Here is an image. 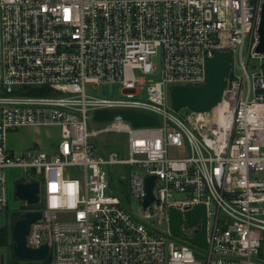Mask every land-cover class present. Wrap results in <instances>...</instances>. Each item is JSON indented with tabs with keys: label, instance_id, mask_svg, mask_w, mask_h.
<instances>
[{
	"label": "built area",
	"instance_id": "built-area-1",
	"mask_svg": "<svg viewBox=\"0 0 264 264\" xmlns=\"http://www.w3.org/2000/svg\"><path fill=\"white\" fill-rule=\"evenodd\" d=\"M263 1L0 0V242L10 221L6 169L21 168L15 182L39 186L21 213H40L25 245L47 246L43 259L1 255L2 264H264V54L254 52ZM245 49L259 64L250 72ZM215 51L231 53L218 105L173 110L171 88L203 84ZM101 85L119 96L87 91ZM100 109L159 124L95 130ZM21 127H56L58 140L14 154L7 136ZM110 132L127 136L122 152L96 143ZM197 205L205 248L190 242L202 222L185 216ZM170 208L181 214L179 236Z\"/></svg>",
	"mask_w": 264,
	"mask_h": 264
},
{
	"label": "water",
	"instance_id": "water-1",
	"mask_svg": "<svg viewBox=\"0 0 264 264\" xmlns=\"http://www.w3.org/2000/svg\"><path fill=\"white\" fill-rule=\"evenodd\" d=\"M258 41L254 48L256 54H264V1L261 5L259 24L257 29ZM231 66V53L229 51H215L212 56L205 59V82L201 85L174 86L170 91V102L173 110L186 107L193 112L205 113L216 107L226 83V77ZM93 121L105 123L117 120L129 121L133 127L157 126L158 119L151 115L130 110L100 109L93 112ZM154 177L146 179V191L144 206L154 201L152 188ZM15 195L24 200L27 205H33L38 201L39 186L36 181L16 182ZM187 223L193 225L199 220L202 222L199 233L190 239L193 244L206 247L205 239V207L197 205L185 213ZM40 218L39 212L28 211L14 221L11 229L12 253L19 259H43L47 253V246L31 249L25 245V237L32 222ZM182 222L181 214L174 208L169 210V225L172 234L179 236V226ZM0 262L2 264L3 258Z\"/></svg>",
	"mask_w": 264,
	"mask_h": 264
},
{
	"label": "rangeland",
	"instance_id": "rangeland-1",
	"mask_svg": "<svg viewBox=\"0 0 264 264\" xmlns=\"http://www.w3.org/2000/svg\"><path fill=\"white\" fill-rule=\"evenodd\" d=\"M243 57L246 61L248 71L250 72V67L253 69L258 68L259 64L255 59L250 58L247 55V49L243 51ZM236 61L238 57L235 56ZM255 61V62H254ZM264 66V65H263ZM158 74L155 75L157 77ZM87 91L91 94H99L103 96H119V88L117 86L101 85L98 88L87 87ZM187 108H182L179 113L183 114ZM93 129L100 127L99 123L91 124ZM58 140V129L56 127H21L11 130L7 136L8 149L14 154H18L27 148H42L48 149L52 148L53 145ZM96 143L99 145L100 149L103 151L117 150L122 152L126 142L127 136L124 133H101L95 138ZM178 154V152H172L171 156ZM113 171L117 173L120 171V167H114ZM127 172L123 169L122 172ZM23 171L21 168H9L6 169V181H7V215H10L9 224H7L4 232L3 239L0 242V257L4 256V261L13 260V253L11 249V242L8 237V233L12 229V224L14 223L15 215H20L24 209L30 207L24 200L18 198L15 195L14 185L15 181L21 180L23 178ZM260 176L264 177V173ZM43 191V189H42ZM6 220L5 213L0 215V221L4 222Z\"/></svg>",
	"mask_w": 264,
	"mask_h": 264
},
{
	"label": "trees",
	"instance_id": "trees-1",
	"mask_svg": "<svg viewBox=\"0 0 264 264\" xmlns=\"http://www.w3.org/2000/svg\"><path fill=\"white\" fill-rule=\"evenodd\" d=\"M20 216H21V214L20 215H18V214L15 215L14 221L17 220Z\"/></svg>",
	"mask_w": 264,
	"mask_h": 264
}]
</instances>
